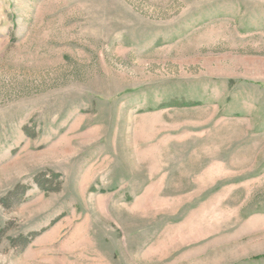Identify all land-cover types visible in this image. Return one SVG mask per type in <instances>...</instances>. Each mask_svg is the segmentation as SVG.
Here are the masks:
<instances>
[{"label":"rangeland","instance_id":"1","mask_svg":"<svg viewBox=\"0 0 264 264\" xmlns=\"http://www.w3.org/2000/svg\"><path fill=\"white\" fill-rule=\"evenodd\" d=\"M0 264H264V0H0Z\"/></svg>","mask_w":264,"mask_h":264}]
</instances>
